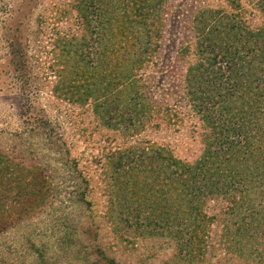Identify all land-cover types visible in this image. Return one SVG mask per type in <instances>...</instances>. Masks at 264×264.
Wrapping results in <instances>:
<instances>
[{
    "label": "rangeland",
    "instance_id": "obj_1",
    "mask_svg": "<svg viewBox=\"0 0 264 264\" xmlns=\"http://www.w3.org/2000/svg\"><path fill=\"white\" fill-rule=\"evenodd\" d=\"M117 2L0 0V167L34 177L24 189L40 193L27 205L14 183L9 195L1 183L10 226L0 232V264H94L97 248L106 258L95 264H264L256 203L253 212L231 213L218 196L203 198L200 212L187 209L179 222L206 217L196 222L202 246L180 245L188 238L175 237V220L156 227L164 213H180L172 204L163 213L159 202L161 179L181 169L173 164L194 170L230 153L209 139L218 125L190 95L194 79L201 98L211 91L205 70L215 65L198 67L206 61L196 44L207 12L243 33L234 17L262 27L264 1L162 0L148 15L130 0L122 14ZM257 59L264 68V54ZM255 78L264 80V71L247 79ZM134 186L141 201L125 199ZM249 187L264 190L258 181Z\"/></svg>",
    "mask_w": 264,
    "mask_h": 264
},
{
    "label": "trees",
    "instance_id": "obj_2",
    "mask_svg": "<svg viewBox=\"0 0 264 264\" xmlns=\"http://www.w3.org/2000/svg\"><path fill=\"white\" fill-rule=\"evenodd\" d=\"M117 1L114 7L123 14L128 8L127 0H123V3L126 2L125 4L121 3L122 0ZM161 1L130 0L129 3L137 5L140 11H147L148 15L151 9ZM261 5L264 9V2ZM198 12L206 15V11L202 8ZM207 13V17H210L206 20V23L209 24L208 30L205 34L198 36L196 44L199 52L205 54L206 61L198 67L215 65L214 70H205V72L208 71V78L212 80L208 85V89L211 91H208V97L201 98L199 81L194 79L192 87L194 88L193 93L199 98L198 104L193 93L190 92V95L195 102L194 108L199 111V114L203 111L204 117H209L212 125H218L219 130L214 131L209 139L214 140L222 152L230 153L221 159L215 157L212 163H210L212 160L210 159L206 164H202L201 168L198 166L194 170H188L187 165L181 166L179 162H175L173 167L182 169L175 171L176 176L166 174L161 179L162 174H158V180L161 179L162 181L159 186V202L163 205L162 212L168 210L164 204H172L171 207L179 206L176 209L180 213L173 217L168 216V218L167 213H164L166 216L160 218V223L156 227L163 229L162 222L166 224L167 221L170 223L171 219L175 220L172 225V227L177 228L175 237L179 238L180 241L183 237L188 238L184 244L178 243L182 246L193 244L197 246L199 243L202 246L204 244L203 226L201 224L198 226L196 223L197 218L205 220L204 215H195L193 221L185 218V224L178 221L184 216H190L188 211L200 212L204 205L203 198L216 199L218 196H222L221 199L226 203V209L231 213L240 212L244 208L248 212H253V203H256V207L261 211H254V214L262 215V219H264V190L257 192L249 187L256 181H258L260 188L264 185V80L255 78L256 83L253 85L254 81L247 79L252 72L264 71L260 64V59L263 57L257 59L259 52L264 54L262 37L264 36V22L262 27L250 29L247 23L242 22L241 16H233L234 18L237 17L236 22L242 26L241 30H243V33L239 31L233 33L232 28L229 30V28L222 27L225 21L218 20L221 18L219 11ZM253 52L255 54H252ZM248 55H250L249 59H247ZM222 63L223 67L221 68L220 64ZM217 76L219 78L215 79ZM223 78L226 80L223 81ZM188 80L191 85V79L188 78ZM206 104L210 107L204 111ZM215 107L217 108L215 109ZM256 111L259 113L256 114ZM237 154L242 155L243 158L235 159ZM1 167L0 185L4 183L5 187L9 188L5 191L6 195L10 194L14 183L15 189L18 190L17 193L19 195L24 193V203L27 205L36 204L40 195L38 190L24 189V186L28 185V179L32 178L33 181L34 177L24 178L23 173H20L19 169L13 165H2ZM170 177L172 178L170 179ZM125 193L130 194L125 199H138V201L144 199L142 191H138L135 186L126 188ZM139 193L141 195H138ZM1 207L0 204V232L5 230L3 228L10 226L5 224L2 216L4 209ZM24 209L22 210L28 214L32 211L31 206ZM187 209L189 210L186 211ZM107 210L111 215L114 213L113 208H107ZM109 218L113 221L112 216ZM117 218L116 220H121L119 217ZM262 219L254 220V222L259 223ZM116 227L118 226L116 225ZM116 234L119 236L120 232L118 231ZM119 239L121 240L122 237ZM96 253L100 258L95 263L106 258L100 248H97ZM106 264L116 263L111 260L106 261Z\"/></svg>",
    "mask_w": 264,
    "mask_h": 264
}]
</instances>
